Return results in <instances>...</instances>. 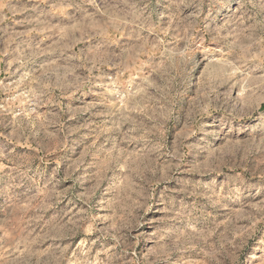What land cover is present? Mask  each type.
Listing matches in <instances>:
<instances>
[{"label": "rangeland", "instance_id": "374dc122", "mask_svg": "<svg viewBox=\"0 0 264 264\" xmlns=\"http://www.w3.org/2000/svg\"><path fill=\"white\" fill-rule=\"evenodd\" d=\"M100 5L0 0V264H264V0Z\"/></svg>", "mask_w": 264, "mask_h": 264}, {"label": "clouds", "instance_id": "9594fccd", "mask_svg": "<svg viewBox=\"0 0 264 264\" xmlns=\"http://www.w3.org/2000/svg\"><path fill=\"white\" fill-rule=\"evenodd\" d=\"M81 5L92 4L96 7V0H80ZM117 3L123 4L126 3V0H101V5L97 7V12L100 13V8L102 7L105 12L109 11L110 8L116 7ZM204 135L200 138L204 140L205 143H211L207 140L209 135H215L219 138L222 129L220 131H216L212 127H207L201 129ZM221 160V164L217 165L216 171H219L221 167L227 166L223 157L219 158ZM237 167L239 165H236ZM200 184L206 185L213 196V203H221L228 200H236L239 199L243 194L244 190V179L239 174L233 176L229 174H225L223 179L218 178L217 176H213L210 179H203L197 181ZM163 227H168V225H163Z\"/></svg>", "mask_w": 264, "mask_h": 264}]
</instances>
